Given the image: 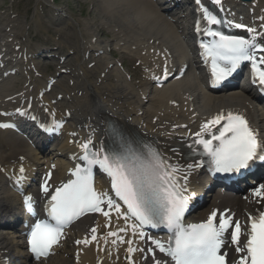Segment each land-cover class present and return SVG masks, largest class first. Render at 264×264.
<instances>
[{
    "label": "snow or ice",
    "instance_id": "snow-or-ice-1",
    "mask_svg": "<svg viewBox=\"0 0 264 264\" xmlns=\"http://www.w3.org/2000/svg\"><path fill=\"white\" fill-rule=\"evenodd\" d=\"M216 5L221 0H212ZM203 13L205 26L197 22L200 56L209 65L212 86H218L245 63L250 64L252 83L264 88V22L260 30L243 23H235L236 29H245L247 35H235L221 30L230 29L232 21L219 18L201 0H195ZM264 21V17H261ZM183 74V69L181 70ZM164 78L169 75L165 63ZM159 80V77L156 78ZM16 112L21 114V110ZM7 115V113H5ZM15 127L14 124L0 123V128ZM62 123H55L50 130L55 132ZM175 127H187L175 125ZM118 146L106 148L95 145L91 136L79 143L81 154L70 170L66 182L50 186L51 172L41 184V192L47 197L44 204L46 218L37 219L27 235L28 250L38 264L52 254L58 245L66 226L89 213H101L111 220L123 219L125 227L107 233L115 237L111 242L129 245L128 253H152V264H264V209L256 215L249 214L247 225L234 220L230 210H213L200 223H185L195 193L189 190L188 180L193 171L208 166L210 174L233 175L251 169L257 163H264V134L253 126L249 117L240 111H223L213 115L200 125L187 144V156L183 164L173 163L159 146L143 143L134 146L125 134L113 129ZM73 137L76 133H70ZM177 152L176 148L171 149ZM23 160V157H21ZM53 167H55L53 165ZM99 169L110 180L111 192L97 191L94 186V170ZM14 181L16 190L22 195V184L26 179L23 166ZM257 203L264 201V183L252 190ZM122 202V203H121ZM24 207L30 214L35 213L31 195H24ZM123 206V211L121 210ZM110 226V225H106ZM164 230L166 239L146 234L145 229ZM131 230L130 239H125ZM91 236L76 240L77 245L96 242L95 227ZM123 233L124 235H119ZM246 236V240L242 237ZM136 240L151 242V247H131ZM107 243V241H106ZM229 247L235 256L230 257ZM163 254L157 258L156 250ZM147 257H145L146 259Z\"/></svg>",
    "mask_w": 264,
    "mask_h": 264
},
{
    "label": "bare ground",
    "instance_id": "bare-ground-1",
    "mask_svg": "<svg viewBox=\"0 0 264 264\" xmlns=\"http://www.w3.org/2000/svg\"><path fill=\"white\" fill-rule=\"evenodd\" d=\"M98 5L103 8L101 2H98ZM113 6L112 9L104 10L111 18H117V23L124 24V27H122V30L119 32L123 39L118 38L117 49L140 60V70L142 74L138 80L135 79L132 74V80L128 82L125 78H121L115 70H108V74L105 75L100 84L93 85L89 83L88 77L93 74V71L96 72L98 70L99 62L92 70L85 69L84 73L86 75V80L82 86L88 88L93 94V100L89 101L86 96H83L81 98H74V102L76 103L75 106L78 107V118H82V121H87L85 122L89 126H87V132H92L90 124H93L94 127L100 126V121L103 116L111 114L119 118L124 125L134 130V132H139L138 125H140V130L145 134L160 140V142L164 144H168L172 142L175 134L183 131L182 128H177L175 125L185 122L189 126L192 124L199 128L200 122L198 121L201 119L202 114L206 112L214 113V111L221 109L224 105L231 103H210V97L205 95L206 93L204 91L198 89L194 81L190 79L179 82V85H181L180 88L183 89L180 93L171 90V87L178 84L177 82L168 86V89L161 90L153 96L148 87V76L157 69L158 61L155 57L153 60H151V58L146 60L145 58L140 59V56L143 57V54L153 50L159 54L170 53L179 61L181 56L185 53V47L181 41L182 33L178 27L172 25L170 21L158 14V9L154 5L146 3L144 0H116ZM248 6L257 13L254 15V18L260 19L264 17V0H251ZM242 12L244 16H246L247 10L244 9ZM4 18L5 13L0 12V24L1 20ZM13 24V27L10 29L11 37H14V33L18 32L17 29H15L14 22ZM90 29V24H86V30H84V32L78 31L77 33H72L68 42L73 40L71 45L74 48L76 45L77 47L81 46V49L88 50L87 46L91 39L85 41V35L89 34V32H96L94 29ZM87 30L90 31L88 32ZM64 34L65 32H63V35ZM67 60L66 58V61ZM108 64L109 63H106V65ZM104 68L101 71L104 72ZM124 74L127 76L126 73ZM111 77H113V79H111ZM196 92L200 93L198 97ZM67 95H69L71 99L74 97L71 92H68ZM191 95L195 96V99H198L200 102V108H196L197 111H200V116H194L190 120L182 116H184L185 113V103ZM170 100L180 101V109H171L168 105ZM61 103H63V101ZM250 109L249 107V110ZM204 117L206 121L207 117ZM129 119H131V121H129ZM178 144L182 146L185 142H178ZM31 152L32 150L21 143V153L33 159ZM0 156L4 157L2 152H0ZM172 157V161L183 164L180 162L181 159L178 155L172 154ZM59 162L65 165L64 161L59 160ZM194 180L196 184L200 183L199 179L194 178ZM0 194L2 195V199H7L2 185H0ZM222 204L235 206L236 202L232 199H223ZM212 207H219L218 202ZM6 239L7 238L0 233V253L5 252L9 248L12 251L11 240ZM82 259V264H94V262H92L94 259L93 252L87 250L86 254L82 256ZM102 264L110 263L104 259Z\"/></svg>",
    "mask_w": 264,
    "mask_h": 264
},
{
    "label": "rangeland",
    "instance_id": "rangeland-1",
    "mask_svg": "<svg viewBox=\"0 0 264 264\" xmlns=\"http://www.w3.org/2000/svg\"><path fill=\"white\" fill-rule=\"evenodd\" d=\"M29 9V6L27 7V10ZM79 9L78 8H75L74 9V14L78 11ZM41 32V31H40ZM44 33V32H43ZM36 36V35H35Z\"/></svg>",
    "mask_w": 264,
    "mask_h": 264
}]
</instances>
